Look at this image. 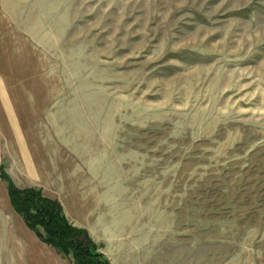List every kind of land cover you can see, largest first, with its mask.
Returning <instances> with one entry per match:
<instances>
[{"label": "rangeland", "instance_id": "rangeland-1", "mask_svg": "<svg viewBox=\"0 0 264 264\" xmlns=\"http://www.w3.org/2000/svg\"><path fill=\"white\" fill-rule=\"evenodd\" d=\"M43 205L97 264H264V0H0V264L73 263Z\"/></svg>", "mask_w": 264, "mask_h": 264}, {"label": "trees", "instance_id": "trees-1", "mask_svg": "<svg viewBox=\"0 0 264 264\" xmlns=\"http://www.w3.org/2000/svg\"><path fill=\"white\" fill-rule=\"evenodd\" d=\"M26 199L27 198H25V200ZM42 209L45 217H41L44 219V222H48L51 225L50 229L53 232V236L55 238H67L73 246V252L71 253L73 258L72 264H97V262L92 258V255H94V248H91V246L87 243L88 240L86 239L85 234L81 232L77 235L72 230L69 231L67 226H65L62 221L63 219H61V217L55 212H52V210H49L48 206L43 205ZM70 237L74 239L77 237V239L73 242L70 240Z\"/></svg>", "mask_w": 264, "mask_h": 264}]
</instances>
